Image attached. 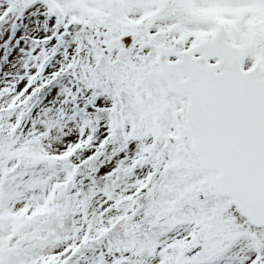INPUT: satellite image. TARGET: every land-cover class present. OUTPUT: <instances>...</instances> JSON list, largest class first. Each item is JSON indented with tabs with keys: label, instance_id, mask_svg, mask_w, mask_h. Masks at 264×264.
<instances>
[{
	"label": "snow or ice",
	"instance_id": "obj_1",
	"mask_svg": "<svg viewBox=\"0 0 264 264\" xmlns=\"http://www.w3.org/2000/svg\"><path fill=\"white\" fill-rule=\"evenodd\" d=\"M0 264H264V0H0Z\"/></svg>",
	"mask_w": 264,
	"mask_h": 264
}]
</instances>
